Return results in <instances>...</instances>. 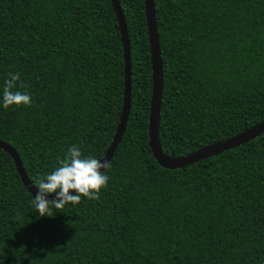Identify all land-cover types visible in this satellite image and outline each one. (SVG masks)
Here are the masks:
<instances>
[{"label": "trees", "instance_id": "1", "mask_svg": "<svg viewBox=\"0 0 264 264\" xmlns=\"http://www.w3.org/2000/svg\"><path fill=\"white\" fill-rule=\"evenodd\" d=\"M128 115L100 199L41 217L0 149V264H264V132L180 169L148 146L151 71L142 0H117ZM162 71L157 139L180 158L264 119V0H153ZM19 72L30 107L0 103V142L33 179L72 145L102 159L123 96L109 0H0V100ZM51 195V194H50ZM18 217V218H17Z\"/></svg>", "mask_w": 264, "mask_h": 264}, {"label": "water", "instance_id": "2", "mask_svg": "<svg viewBox=\"0 0 264 264\" xmlns=\"http://www.w3.org/2000/svg\"><path fill=\"white\" fill-rule=\"evenodd\" d=\"M109 1L112 10L114 12L120 33L122 58H123V96H122V106H121L119 121L116 126L112 140L110 141L101 159L102 162L104 160L109 161L121 137V134L125 126L126 118L128 115L129 98H130L129 47H128L125 24L117 0H109ZM142 1L144 5L145 25H146L147 38H148L149 60H150V71H151V88H150L149 113H148V129H147L148 146L156 162L161 167L166 169H180L187 165H191L195 162H198L202 159L221 153L225 150L234 148L264 132V119H263L260 122L256 123L255 125L251 126L250 128L230 138L200 148L186 156L180 158H168L162 154L157 139L159 106H160V98H161V90H162V71H161V61H160V53L158 48L157 34H156L155 18H154V5H153V0H142ZM0 149L4 150L6 153L9 154V156L11 157L14 163L15 170L23 186L33 197H35L38 191L34 189L27 180L16 153L13 151L12 148H10V146H8L3 142H0ZM71 194H75V192L72 191ZM47 198L49 200H53L55 199V194H51Z\"/></svg>", "mask_w": 264, "mask_h": 264}, {"label": "clouds", "instance_id": "3", "mask_svg": "<svg viewBox=\"0 0 264 264\" xmlns=\"http://www.w3.org/2000/svg\"><path fill=\"white\" fill-rule=\"evenodd\" d=\"M26 85L21 81V74L8 73L3 83L2 106L8 109L12 106L25 108L32 105L31 95L19 90ZM111 163L93 156L85 157L77 145H72L64 158L58 159V166L51 172L39 175L33 179V186L38 189L31 204L41 217H53V208L63 209L65 205H79L83 198L100 199V193L107 188ZM74 191L75 194H71ZM55 194V199L47 197ZM18 218V217H17Z\"/></svg>", "mask_w": 264, "mask_h": 264}]
</instances>
